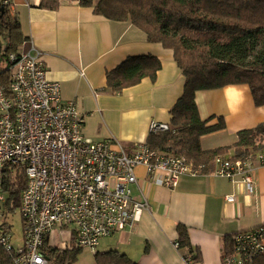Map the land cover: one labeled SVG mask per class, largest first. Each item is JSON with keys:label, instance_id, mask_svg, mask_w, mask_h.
Returning a JSON list of instances; mask_svg holds the SVG:
<instances>
[{"label": "crops", "instance_id": "0c3cea01", "mask_svg": "<svg viewBox=\"0 0 264 264\" xmlns=\"http://www.w3.org/2000/svg\"><path fill=\"white\" fill-rule=\"evenodd\" d=\"M41 2L11 0V9L25 43L42 53L47 79L59 82L61 99L74 101L82 112L86 138L116 139L134 150L148 140L152 121L170 123L186 80L172 49L149 41L130 21L109 19L77 0H61L55 9L41 7ZM142 55L161 61L155 79L145 77L120 93L106 89L108 71L130 56ZM196 103L209 125L221 117L226 125L201 142L223 134L237 139L239 131L264 123V106L255 104L247 84L199 90ZM232 148L226 156L237 154ZM138 172L142 175V168ZM254 173L251 189L240 180L214 174L182 175L174 189L142 177L140 185H133L135 198L147 199L148 209L133 226L106 237L101 252L118 250L137 264H188L191 255V264H223L227 237L264 225V165H257ZM229 195L235 200L228 201ZM179 226L188 230L191 251L176 245ZM63 235L69 238L67 232Z\"/></svg>", "mask_w": 264, "mask_h": 264}, {"label": "built area", "instance_id": "2783aa9c", "mask_svg": "<svg viewBox=\"0 0 264 264\" xmlns=\"http://www.w3.org/2000/svg\"><path fill=\"white\" fill-rule=\"evenodd\" d=\"M10 63L9 93L0 86V245L13 255V264H48L47 241L61 250L95 251L102 238L133 226L149 207L132 192L142 177L174 189L182 175L214 174L251 189L256 166L264 165V149L243 157L217 155L208 164L152 149L147 142L129 150L116 139L93 141L83 134L84 116L76 103L63 101L60 83L47 79L34 45L24 43ZM170 128V123L150 124L152 133ZM9 167L23 169L27 179L19 207L24 220L19 248L7 230L4 176ZM57 232L60 245L52 242ZM262 254L264 225L233 235L223 264H256Z\"/></svg>", "mask_w": 264, "mask_h": 264}, {"label": "trees", "instance_id": "16d2710c", "mask_svg": "<svg viewBox=\"0 0 264 264\" xmlns=\"http://www.w3.org/2000/svg\"><path fill=\"white\" fill-rule=\"evenodd\" d=\"M61 0H42L40 6L55 9ZM93 7L97 14L112 20L130 21L147 34L151 42H160L174 51L178 66L185 75L182 96L171 109L170 130L152 133L146 141L152 149L176 152L196 162L208 164L217 155H227L239 147L235 155L243 157L264 149V123L237 133L232 146L204 149L203 136L226 127L224 118L208 124L200 116L196 92L221 88L230 84H247L257 106H264V0H77ZM11 0H0V86L9 93L10 55L19 53L26 36ZM162 68L152 55L130 56L107 73V87L113 93L138 84L143 78L155 79ZM174 150V151H172ZM23 169L9 167L4 176L7 194L6 211L20 207L26 186ZM10 232L11 223H7ZM179 247L192 250L188 230L179 226ZM233 236L227 237L224 253L232 248ZM78 249H58L48 241L44 253L48 264H76ZM97 264H137L118 250L96 252ZM187 259V257H186ZM194 257L188 258L191 264ZM0 264H13V255L0 245ZM256 264H264V254Z\"/></svg>", "mask_w": 264, "mask_h": 264}, {"label": "rangeland", "instance_id": "374dc122", "mask_svg": "<svg viewBox=\"0 0 264 264\" xmlns=\"http://www.w3.org/2000/svg\"><path fill=\"white\" fill-rule=\"evenodd\" d=\"M232 137L228 136L227 134H223L220 136H213L212 138L209 139L208 143H206L204 140L201 142L204 146H209L211 148H215L218 146H232L237 139H230ZM240 150L239 147L232 148V152L235 153L236 151L238 152ZM174 151V150H172ZM174 153H176L174 151ZM132 192L134 197L136 196V190L135 187L132 186ZM8 220L10 221L12 227L10 230V235L12 239V243L15 247L19 248L23 246L24 244V220L23 216L21 213V209L18 207L14 212H10L7 215ZM75 226L72 225L70 228L73 229ZM109 240L108 238L101 239L100 244L97 246L95 251L101 252L103 251V243L105 241ZM52 242L55 243L56 245H60L61 243V237L59 233L55 234V236L52 238ZM89 249V248H82L80 251L77 253V258H76V264H97L96 259H95V254L96 252Z\"/></svg>", "mask_w": 264, "mask_h": 264}]
</instances>
